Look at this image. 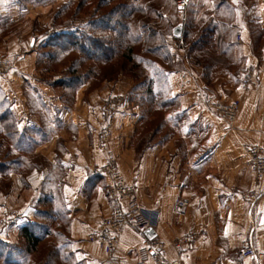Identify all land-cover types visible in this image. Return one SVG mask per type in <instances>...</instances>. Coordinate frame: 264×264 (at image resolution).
Wrapping results in <instances>:
<instances>
[{
  "label": "crops",
  "instance_id": "obj_1",
  "mask_svg": "<svg viewBox=\"0 0 264 264\" xmlns=\"http://www.w3.org/2000/svg\"><path fill=\"white\" fill-rule=\"evenodd\" d=\"M65 0H0V22L12 25L11 32L0 41V58L15 59L14 66L0 75V89L6 94L18 129L36 127L38 118L29 114L23 95L26 79L37 86L44 104L58 112L61 125L55 133L37 146L35 153L62 172L57 185L68 212L71 249L78 261L85 264H106V255L97 244L87 240L95 225L109 215L112 202L108 198V179L96 172L104 162L99 149V132L104 121L103 107L116 98L123 103L115 121L109 147L116 156L120 173L135 187V196L147 214L155 215V239L168 244L185 235L196 236L194 242L179 256L167 248L164 257L171 261L179 256L183 264H237V253L243 245H251L264 255V198L252 202L245 198L254 191L264 194V179L255 181L249 158L243 147L258 146L264 153V46L256 57L250 46L239 45V62L243 69L254 72L253 85L243 92L240 83L228 77H217L207 90L199 66L188 83L180 74L186 70L182 60L168 80L172 95L179 101L180 110L191 121L209 126L207 139L197 152H187L184 162L172 139L162 146L137 152L131 139L139 109L129 99L132 79L119 76L87 91V86L75 95L74 103L64 108L48 85L39 83L35 71L36 49L44 35L33 32L50 28L51 17ZM256 4L260 25L264 28V0ZM248 40L245 30L239 31ZM249 41V40H248ZM243 74V73H242ZM209 91L224 102L239 101V110L228 125L211 114L198 99L201 91ZM207 147V148H206ZM47 172H33L23 188L20 177L11 174L6 194H0V216L4 210H16L19 219L0 229V241L16 244L19 229L34 220L40 190ZM188 199L184 215L172 214L175 198ZM143 245L134 229L125 228L121 234L117 257L136 263ZM145 264H152L147 262ZM244 264H264V259H251Z\"/></svg>",
  "mask_w": 264,
  "mask_h": 264
},
{
  "label": "trees",
  "instance_id": "obj_2",
  "mask_svg": "<svg viewBox=\"0 0 264 264\" xmlns=\"http://www.w3.org/2000/svg\"><path fill=\"white\" fill-rule=\"evenodd\" d=\"M176 13L184 11L176 7ZM169 0H65L51 17L50 28L33 32L44 35L36 49L35 71L39 83L48 85L64 108L73 105L83 87L87 91L119 76L132 79L129 99L139 109L131 146L142 153L172 139L184 162L206 141L209 126L191 121L180 110L172 95L169 74L175 70L169 38L181 25L183 48L187 58L202 70L207 90L217 77L240 83L243 69L238 45L233 40L237 29L246 31L250 48L260 57L264 46V28L260 25L252 0H204L197 15L193 0L183 20L170 22L162 12ZM186 11V10H185ZM81 17L86 24L81 26ZM49 29L55 30L49 34ZM12 25L0 22V41ZM29 114L39 125L20 131L11 104L0 89V194H6L11 174L20 177L23 188L33 172H47L40 190L34 220L18 231L16 244L0 241V264H85L71 249L70 220L57 185L62 172L35 153L61 125L58 112L42 101L36 85L27 79L22 85Z\"/></svg>",
  "mask_w": 264,
  "mask_h": 264
},
{
  "label": "built area",
  "instance_id": "obj_3",
  "mask_svg": "<svg viewBox=\"0 0 264 264\" xmlns=\"http://www.w3.org/2000/svg\"><path fill=\"white\" fill-rule=\"evenodd\" d=\"M187 6L188 0H176V7L179 10L185 11ZM168 43L171 60L175 63L182 60L186 68L180 74L181 82L186 84L193 77L199 65L187 58L181 37L175 38L172 35ZM236 43L247 47L250 46V42L244 39L241 33L236 36ZM14 62L15 59L13 58H0V75L11 70ZM259 70L264 74V63L259 66ZM253 75L254 72L251 70L243 72L239 84L243 92L251 89ZM198 99L211 114L224 123L230 125L235 120L239 110L238 100L230 102L220 101L209 91L204 90L198 94ZM122 103V98H116L103 107L104 121L99 132V149L104 155V162L96 172L106 176L108 179L107 195L112 202V207L109 215L97 222L94 230L87 236V240L103 249L106 255V264H145L147 262H152V264H183L179 256L194 242L196 236L188 234L168 244H163L155 238L148 240L144 236L146 230L154 228L157 218L155 215L147 214L143 211L135 196V187L128 183L120 173L116 156L109 147L116 117ZM243 150L250 160L255 181H261L264 179V153L262 149L258 146H245ZM245 198L256 202L259 198H264V194L260 197L256 192L251 191L245 195ZM188 206V199L177 197L172 203L171 212L173 215L180 217L185 214ZM18 219L19 213L16 210L7 209L2 211L0 229L11 226ZM125 228H132L143 237V245L139 250V259L136 263H127L117 257L120 237ZM167 248H171L179 256L167 261L164 257ZM251 259L262 260L264 255L259 254L251 245H243L237 253V264H244L245 261Z\"/></svg>",
  "mask_w": 264,
  "mask_h": 264
},
{
  "label": "rangeland",
  "instance_id": "obj_4",
  "mask_svg": "<svg viewBox=\"0 0 264 264\" xmlns=\"http://www.w3.org/2000/svg\"><path fill=\"white\" fill-rule=\"evenodd\" d=\"M193 4L195 6V13H197V15H198L202 11V8L200 9L199 7L203 6L204 0H193ZM188 9H189V7L187 6L186 11L182 12L181 14L176 13V10L174 9V3L171 0H169V2H167V4H166L165 8L162 9V12L164 13L165 17L170 22L175 23L176 21L179 22L180 20H183V18H185L184 14H185V12L187 14ZM86 19H87L86 17H81V22L83 23L81 26L83 28H84L83 25L86 24ZM49 30H51V32H49ZM49 30L47 31L49 34L55 32V30H53V29H49ZM241 30H243V29H237L233 32V40L235 43H236V36L238 34H240L239 31H241Z\"/></svg>",
  "mask_w": 264,
  "mask_h": 264
},
{
  "label": "water",
  "instance_id": "obj_5",
  "mask_svg": "<svg viewBox=\"0 0 264 264\" xmlns=\"http://www.w3.org/2000/svg\"><path fill=\"white\" fill-rule=\"evenodd\" d=\"M172 35L175 38H180L182 35V27L181 25H177L174 27L173 31H172ZM144 236L148 239V240H153L155 238V233L154 230L152 228L146 230L144 232Z\"/></svg>",
  "mask_w": 264,
  "mask_h": 264
},
{
  "label": "snow or ice",
  "instance_id": "obj_6",
  "mask_svg": "<svg viewBox=\"0 0 264 264\" xmlns=\"http://www.w3.org/2000/svg\"><path fill=\"white\" fill-rule=\"evenodd\" d=\"M234 2H235V0H234Z\"/></svg>",
  "mask_w": 264,
  "mask_h": 264
}]
</instances>
